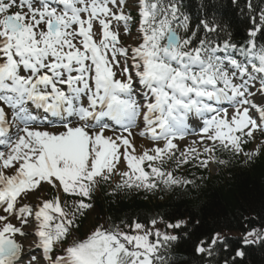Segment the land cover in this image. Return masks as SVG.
Returning a JSON list of instances; mask_svg holds the SVG:
<instances>
[{
	"label": "snow or ice",
	"instance_id": "6c2138e0",
	"mask_svg": "<svg viewBox=\"0 0 264 264\" xmlns=\"http://www.w3.org/2000/svg\"><path fill=\"white\" fill-rule=\"evenodd\" d=\"M230 3L240 39L208 4L193 20L183 0H0V264H189L185 240L240 264L264 246L247 217L234 255L177 215L81 233L101 188L198 189L189 169L264 155V7Z\"/></svg>",
	"mask_w": 264,
	"mask_h": 264
},
{
	"label": "trees",
	"instance_id": "16d2710c",
	"mask_svg": "<svg viewBox=\"0 0 264 264\" xmlns=\"http://www.w3.org/2000/svg\"><path fill=\"white\" fill-rule=\"evenodd\" d=\"M187 10L195 17L202 14L201 5L208 4L219 16L230 22L236 39H240L245 32L246 22L233 9L230 0H183ZM258 6L264 7V0H253ZM204 179L201 180L200 178ZM200 185L198 189L179 192L167 202L158 203L157 193L144 196H127L128 201L120 200L116 196L101 193L96 206L99 212L106 211L116 221L123 218L145 219L152 216L151 209L158 207L161 215H177L190 219L194 225V232L199 234L213 229L239 230L243 232L247 223L245 218L253 222L248 228L264 224V156L248 169L238 163L230 165L217 178L209 179L203 175L196 178ZM157 199V201H156ZM165 216V215H164ZM199 220L200 223L196 224ZM238 242L230 239L232 250ZM190 241H183L174 249L176 258L181 262L189 260V264H201L198 257L194 258ZM245 256L240 264H264V246L247 247ZM233 254V252H232ZM222 259V258H221ZM238 261L240 259H237Z\"/></svg>",
	"mask_w": 264,
	"mask_h": 264
}]
</instances>
